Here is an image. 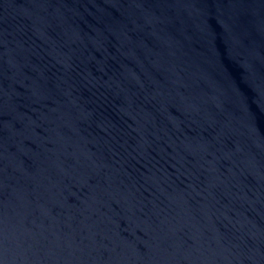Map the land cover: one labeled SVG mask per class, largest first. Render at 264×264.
Instances as JSON below:
<instances>
[{
    "label": "water",
    "instance_id": "obj_1",
    "mask_svg": "<svg viewBox=\"0 0 264 264\" xmlns=\"http://www.w3.org/2000/svg\"><path fill=\"white\" fill-rule=\"evenodd\" d=\"M0 264H264V0H0Z\"/></svg>",
    "mask_w": 264,
    "mask_h": 264
}]
</instances>
